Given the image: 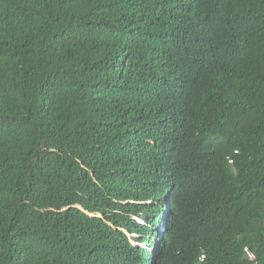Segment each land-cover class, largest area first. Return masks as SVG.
Returning a JSON list of instances; mask_svg holds the SVG:
<instances>
[{"label":"trees","instance_id":"16d2710c","mask_svg":"<svg viewBox=\"0 0 264 264\" xmlns=\"http://www.w3.org/2000/svg\"><path fill=\"white\" fill-rule=\"evenodd\" d=\"M0 264H264V0H0Z\"/></svg>","mask_w":264,"mask_h":264}]
</instances>
